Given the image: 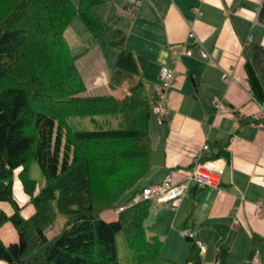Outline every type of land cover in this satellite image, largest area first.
I'll return each mask as SVG.
<instances>
[{
  "label": "trees",
  "instance_id": "1",
  "mask_svg": "<svg viewBox=\"0 0 264 264\" xmlns=\"http://www.w3.org/2000/svg\"><path fill=\"white\" fill-rule=\"evenodd\" d=\"M102 0H0V202L13 213L0 209V229L11 222L19 241L5 244L0 238L2 264H124L119 257L121 235L134 252L136 264H205L202 248L191 236L185 262L165 259L163 241L150 237L145 222L150 202L132 199L137 187L153 168L150 122L158 103L147 94L145 83L136 79L146 60L126 47L127 36L118 29L111 46L118 52L109 86L129 83V95L87 96L86 83L65 37L80 16L97 40L111 21L95 15ZM247 82L255 99L264 103V84L249 54ZM118 115L119 128L87 130L70 122L72 117ZM240 123L247 119L239 116ZM228 157L218 142L209 144L203 160ZM36 162L44 184L30 176ZM35 213L25 218L15 198V175ZM145 188V187H144ZM126 206L123 210V202ZM132 206H128L129 204ZM108 213H117L113 220ZM60 231L48 236L59 219ZM220 242L228 227L214 225ZM228 253L217 260L226 264Z\"/></svg>",
  "mask_w": 264,
  "mask_h": 264
},
{
  "label": "crops",
  "instance_id": "2",
  "mask_svg": "<svg viewBox=\"0 0 264 264\" xmlns=\"http://www.w3.org/2000/svg\"><path fill=\"white\" fill-rule=\"evenodd\" d=\"M106 1H112V14L105 32L91 41L77 36L76 45L83 51L76 54L77 67L87 86L85 94L117 99L129 95L127 82L118 89L109 86L118 52L107 43L118 29L127 36V49L146 60L136 79L143 80L150 97L156 95L159 71L165 67L175 72L167 100L170 116L160 124L153 109V168L137 188L162 182L169 173L175 182L182 181L193 162L208 153L203 147L218 142L228 152V157L217 159L225 162L219 187L191 184L177 208L158 203L157 208L172 207L173 228L181 231L182 239H196L205 264H220L219 251L228 253L226 264H251L256 248L259 264H264V130L256 127L261 103L253 96L245 71L249 54L264 84V0ZM107 30V39L101 41ZM191 34L208 58L202 57ZM105 54L110 58L106 60ZM239 116L247 119L246 124ZM258 205L263 209L260 217L255 214ZM116 215L108 213L107 219ZM214 225L228 227L224 241ZM185 250L189 255L190 249Z\"/></svg>",
  "mask_w": 264,
  "mask_h": 264
},
{
  "label": "rangeland",
  "instance_id": "3",
  "mask_svg": "<svg viewBox=\"0 0 264 264\" xmlns=\"http://www.w3.org/2000/svg\"><path fill=\"white\" fill-rule=\"evenodd\" d=\"M116 1L124 2L125 0H116ZM111 3L112 1L105 0L103 1L102 4L95 7L96 8L95 11H97V15L100 17L102 16L104 20L109 21L108 18L112 14V8L110 7ZM121 19L123 18L118 16L117 20H121ZM108 31L109 30H107L106 33L102 36L101 41L103 40V37H106L107 39V35H108L107 33H109ZM78 35L87 37L88 41H91L90 37H92V40H93V36L91 32L89 31V29L87 28L86 24L84 23V21L82 20L80 16L75 17L71 26L65 33V37L68 43L70 44L71 52L75 56L76 54L83 52L81 51L82 49L80 47H77L76 45ZM110 42L107 44L109 45ZM100 50L103 51L101 46H100ZM111 51H116V50L111 49ZM95 53L97 52L95 51ZM105 56H106L105 58L106 60L110 58L107 54H105ZM89 65L92 68L95 67V66H92L91 64ZM70 122L79 128L87 129V130H99L101 128H108V126H111L112 128H119V127H122L123 125L122 117L118 115L100 116L97 118L96 122L92 121L91 118H88V117H85V118L84 117H72L70 119ZM19 172L20 171H17L15 175L14 194H15V198L17 199V201L21 203L22 207H24L22 211L23 217L29 218L35 213V208L31 203H29L30 197L24 192L23 184L21 180L19 179ZM30 176L31 178L37 181L38 185H37L36 193H38L44 184V175L39 165L34 161L30 164ZM25 197H28L27 198L28 202L23 201ZM136 197L137 196H135L132 199V203H134V199ZM128 198H129V195L123 202L122 207L119 208L120 210L122 208H125L126 206L125 202ZM130 205L132 204L130 203L128 206ZM0 209L6 211L8 214L13 213L12 206L6 202H0ZM175 216H176V213L173 211L172 207H163V209H160V208H157V203L150 202V212L145 222V226L147 227V232L150 237L158 236L160 240L163 241V248H162L161 256L165 259H169L175 262L182 263L187 260L188 255H187V250L185 249L186 247L187 249L188 248L190 249V243L186 239L180 238L181 231L179 232V230L177 229V232H178L177 233L175 231V228H173L172 222ZM64 222H65V219L63 218L59 219L57 223L54 225V227L49 230L48 236L53 237L54 235H56L60 231L61 226L63 225ZM0 238L3 240L5 244L16 243L19 241V234H18L17 229L14 228L13 224L11 222H8L0 229ZM117 245L119 248V257L121 261L124 264H136L134 252L128 247V245L125 243L121 235L117 237Z\"/></svg>",
  "mask_w": 264,
  "mask_h": 264
},
{
  "label": "built area",
  "instance_id": "4",
  "mask_svg": "<svg viewBox=\"0 0 264 264\" xmlns=\"http://www.w3.org/2000/svg\"><path fill=\"white\" fill-rule=\"evenodd\" d=\"M133 1L136 3L135 0ZM191 36L194 38V43L201 46L202 57L208 58V54L206 53L204 47H202L198 38H196L194 34H191ZM174 79L175 72L172 69L163 67L159 71V80L156 85V97L158 99V103L154 109L157 113L158 122L160 124H162L170 116V109L167 105V100ZM214 103L218 104V101H214ZM255 119L258 121L256 127L264 130V104H260V111L255 116ZM203 150L208 152L209 145H205ZM224 171V160H203V158H198L193 162V167L190 173L182 181L175 182L173 175L169 173L162 182L154 183L145 187L134 199V203L146 200L153 201L158 204H170L173 208H177L180 202L187 195L191 184L199 188L219 187ZM121 210H123V208ZM262 213L263 209L260 205H258L255 214L257 217H260ZM259 254L260 252L257 248L253 250L250 259L251 264L260 263Z\"/></svg>",
  "mask_w": 264,
  "mask_h": 264
}]
</instances>
